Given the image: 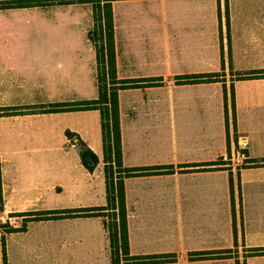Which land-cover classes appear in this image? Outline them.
I'll return each mask as SVG.
<instances>
[{"label": "crops", "instance_id": "0c3cea01", "mask_svg": "<svg viewBox=\"0 0 264 264\" xmlns=\"http://www.w3.org/2000/svg\"><path fill=\"white\" fill-rule=\"evenodd\" d=\"M112 22L116 78H159L117 92L123 165L159 167L124 178L130 253L222 264L188 254L264 247V0H113ZM93 26L89 2L0 8L5 213L105 204L99 110L45 111L97 97ZM206 72L223 75L176 82ZM238 141L248 159L235 172L218 157ZM81 144L98 157L92 171ZM4 247L6 264H110L100 217L29 220Z\"/></svg>", "mask_w": 264, "mask_h": 264}, {"label": "trees", "instance_id": "16d2710c", "mask_svg": "<svg viewBox=\"0 0 264 264\" xmlns=\"http://www.w3.org/2000/svg\"><path fill=\"white\" fill-rule=\"evenodd\" d=\"M113 0H1L0 8L13 6L46 5L52 3L89 2L92 4L94 26L89 34L96 55L97 65V88L96 98L75 101L71 103L51 104L45 111L98 109L100 112V128L102 141V161L105 182V204L91 207L65 208L58 210H40L21 212L25 216L20 227H7L4 233L15 230H24L29 220L66 218L77 216L100 217L107 232L110 264H149L155 262L175 261V254H152L135 255L129 251L127 208L124 193V178L143 173L159 172V167L139 168L127 167L122 163L121 131L119 119V106L117 92L121 88L133 87L134 85H156L159 78H150V82L141 83V80H119L116 78L114 28L112 22ZM227 10V0H225ZM97 37L93 38V32ZM219 72H206L198 75L178 76L179 83L187 82H210L220 80ZM253 73H248V76ZM101 82H104L102 86ZM141 83V84H140ZM108 85V87H107ZM232 89V88H231ZM233 91V89H232ZM233 94V92H232ZM14 108H3L5 113L14 112ZM234 111V109H233ZM234 119V113H233ZM66 135L71 138L75 133L67 131ZM80 160L83 166L92 171L98 163L96 154L86 145L81 144ZM172 170L171 166L166 171ZM1 196V195H0ZM235 230V227H234ZM0 237V256L2 264H6L4 237ZM229 249H220L213 252L199 251L190 253L195 257L214 253L220 257ZM248 255L264 254V247L247 249Z\"/></svg>", "mask_w": 264, "mask_h": 264}, {"label": "rangeland", "instance_id": "374dc122", "mask_svg": "<svg viewBox=\"0 0 264 264\" xmlns=\"http://www.w3.org/2000/svg\"><path fill=\"white\" fill-rule=\"evenodd\" d=\"M93 38L97 37V32H93ZM220 74H223L222 72H219ZM178 82V81H176ZM179 83V82H178ZM102 86H104V82H101ZM108 87V85H107ZM231 151V150H229ZM226 151V152H229ZM218 163H220L222 166H224L226 169L231 170V167L225 166L223 165V163L220 161V156L218 157ZM244 167V165L240 166V167H236L234 169L235 172H237L240 168ZM1 195V194H0ZM2 195L0 196V237L2 236V234L4 233V230L7 227H20L23 223V220L25 218L24 215L19 214L16 215L17 213H5L2 211ZM6 235V233H4ZM108 249H109V245H108ZM230 251L226 252V253H222L221 255H219L220 257L217 258H221L222 259V264H245V259L248 256L247 251H245L244 248L238 249L237 247L231 248L229 249ZM209 255H202L200 257H195L192 254H188V258L191 259H197V258H205L208 257ZM176 253H175V260H176ZM216 257V255H215ZM0 264H2V259L0 256Z\"/></svg>", "mask_w": 264, "mask_h": 264}, {"label": "built area", "instance_id": "2783aa9c", "mask_svg": "<svg viewBox=\"0 0 264 264\" xmlns=\"http://www.w3.org/2000/svg\"><path fill=\"white\" fill-rule=\"evenodd\" d=\"M247 159L248 154L246 143L241 141H238L235 149L220 155V161L223 163V165L231 167V170L245 165Z\"/></svg>", "mask_w": 264, "mask_h": 264}]
</instances>
